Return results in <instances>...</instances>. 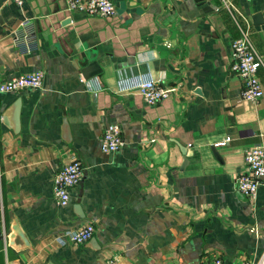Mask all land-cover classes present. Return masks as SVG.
<instances>
[{"label": "crops", "instance_id": "1", "mask_svg": "<svg viewBox=\"0 0 264 264\" xmlns=\"http://www.w3.org/2000/svg\"><path fill=\"white\" fill-rule=\"evenodd\" d=\"M111 1L102 17L65 0H0V78L43 73L39 89L0 93V264H264V186L246 198L235 185L244 149L264 146V68L263 96L242 99L222 0ZM228 1L264 57V0ZM93 63L100 72L84 77ZM146 79L175 91L146 104L135 88ZM18 98L14 132L3 117ZM115 122L124 144L103 152ZM73 155L83 175L60 206L52 179ZM85 224L94 242H59Z\"/></svg>", "mask_w": 264, "mask_h": 264}, {"label": "built area", "instance_id": "2", "mask_svg": "<svg viewBox=\"0 0 264 264\" xmlns=\"http://www.w3.org/2000/svg\"><path fill=\"white\" fill-rule=\"evenodd\" d=\"M19 5L22 0H15ZM66 9L70 12H81L86 15H99L110 17L115 14L116 7L111 0H65ZM223 6L228 10L232 20L239 31L237 37L230 42L231 71L242 82L241 98L247 101H257L263 96L262 84L258 78V70L264 68V57L256 49L251 37L247 20L242 25L232 10L228 0H222ZM28 23L22 21V25ZM42 71H34L19 74L17 76L0 78V93L19 91L23 89H39L42 86ZM135 88L146 104H157L168 98L175 87L160 81L146 79ZM230 136L216 142L215 146L228 143ZM124 144L121 126L119 123L106 125L100 138V148L103 152L110 153L119 150ZM245 171L235 179L237 189L246 197L254 198L260 186H264V146L256 144L244 149ZM83 166L76 155L70 161L59 167L52 179V193L55 202L64 206L70 202L71 190L80 182L83 175ZM94 228L91 224H85L76 230L66 231L58 237L61 244L72 243L80 245L87 242L93 235ZM262 261L242 259L237 264H262ZM201 264H224L219 257H215Z\"/></svg>", "mask_w": 264, "mask_h": 264}, {"label": "water", "instance_id": "3", "mask_svg": "<svg viewBox=\"0 0 264 264\" xmlns=\"http://www.w3.org/2000/svg\"><path fill=\"white\" fill-rule=\"evenodd\" d=\"M197 2L200 3V6L203 7L205 4L203 3L204 0H196ZM259 18V19H258ZM253 21L255 24H259L262 21H260V14L257 13L256 15L253 16ZM97 66V64H94L92 66H88L86 69H84L83 75L84 77H90L98 72H100V69H92L95 68ZM20 106H21V98L16 99V101L12 104L11 108H10V115L3 117L4 122L9 125L14 132H17L19 130V116H20ZM9 119V120H8ZM63 130V138L68 141L67 138H69V134H68V127L66 125V123L64 122V125L62 127ZM212 151L214 153V155L216 156V152L214 150V148H212ZM14 238L18 239L22 245L27 246L28 245V241L25 237L24 232L22 231V229L20 228L19 224L16 223L14 225V233H13ZM95 238H91V241L94 242Z\"/></svg>", "mask_w": 264, "mask_h": 264}]
</instances>
